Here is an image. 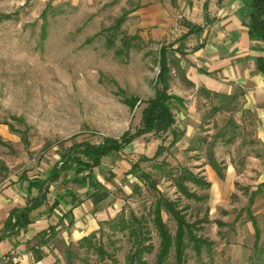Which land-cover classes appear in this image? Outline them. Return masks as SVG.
<instances>
[{
    "label": "rangeland",
    "instance_id": "obj_1",
    "mask_svg": "<svg viewBox=\"0 0 264 264\" xmlns=\"http://www.w3.org/2000/svg\"><path fill=\"white\" fill-rule=\"evenodd\" d=\"M155 3L0 0V15H13L0 20V124L10 133L0 136L1 173L46 178L74 142L99 143L140 125L142 109L159 87L161 45L181 39L182 34L172 32L175 23L185 26L200 17L196 0L192 5L161 0L168 28L154 40L150 31L155 26L144 18ZM125 11V21L110 29ZM169 58L170 91L184 98V105L175 106L173 129L135 139L94 169L111 194L93 206L89 226H76L68 215L54 232L41 233L0 257V264H155L160 238L152 211L158 193L127 171L141 156L152 157L162 143L164 153L140 166L156 180L159 193L177 201L187 221L197 225L195 233L213 241L200 252L189 244L184 264H264V242L255 246L247 211L251 192L264 185L259 182L264 176V84L260 91L254 84L235 83L227 91L205 93L182 78L181 57L170 52ZM130 96L139 99L133 110L124 102ZM174 131L179 139L170 145ZM211 158L222 166L223 179ZM184 169L211 182H185L203 199L179 191L175 177ZM72 176L63 172L51 184L53 192L65 195L60 204H69L73 196L80 204L89 199ZM263 207L257 196L252 214ZM120 212L143 218L146 239L140 243L128 230L104 223ZM163 218L175 233V220L165 211ZM78 229L87 241H79ZM173 255L165 264H175Z\"/></svg>",
    "mask_w": 264,
    "mask_h": 264
},
{
    "label": "trees",
    "instance_id": "obj_2",
    "mask_svg": "<svg viewBox=\"0 0 264 264\" xmlns=\"http://www.w3.org/2000/svg\"><path fill=\"white\" fill-rule=\"evenodd\" d=\"M249 7L248 21L245 22L248 27V32L251 40H260L264 43V0H247ZM205 10L208 8V0L204 4ZM129 12L125 11L116 21V24L109 27L110 29L118 27L125 21ZM13 17L12 14L0 15V20ZM264 51V46L262 48ZM169 53L165 46H162L159 51V66L160 70L157 77V88L155 95L146 101V105L142 109L140 125L136 128L126 130L120 137H104L99 143L90 141L74 142L70 145L68 151L61 155L60 164H56L49 172L46 178H32L29 180L30 187H36L39 190V195L36 198L29 200L27 205L22 210H13L7 226L12 230L14 228H22L28 226L29 213L48 201V193L53 182L59 180L63 172L71 171L73 173L72 181L76 182L80 188L85 189V193L92 199L95 206L106 200L111 191L102 181H100L94 169L99 167L103 159L113 153L122 152L127 145L131 144L135 139L149 133H165L173 129L176 123L175 113L173 111L176 102L183 104V99L169 92V80L171 67L169 65ZM256 68L264 74V54L256 57ZM203 92L208 93L207 89ZM139 99L138 97L130 96L124 99V102L133 110ZM218 110V108H216ZM174 139L170 145H175L178 142L179 135L174 131ZM3 143V141H1ZM165 151V145L162 143L158 146L155 154L152 157L143 155L138 161L132 163L131 168L127 171L128 175H133L135 178L144 181L147 186L157 191L158 196L153 207V223L158 232L160 243L156 253L155 264H165L173 251L175 264H184L186 261V249L189 244L200 252L201 247L206 245L211 248L213 241L202 238L195 233V223H189L183 209L178 208V203L159 193L156 180L152 175L142 169L141 161H153L160 157ZM210 164L220 178H224L225 174L222 166L211 158ZM176 185L179 191L187 198L201 200L202 196L191 191L185 182L189 181L198 185L210 186L211 182L207 181L203 176H199L189 170H183L176 175ZM261 191V186L251 192L247 211L255 227L256 241L255 246H258L260 240V232L257 225L256 217L252 214V206L255 202L257 194ZM60 194V193H59ZM58 194L57 198L51 205V208L57 207L60 204V199H64L65 195ZM76 197H72V202H76ZM167 212L176 222L175 233H171L166 221L163 218V212ZM69 213L65 216L67 217ZM70 221H73L71 218ZM110 226L119 230H128L129 233L141 243L146 239L144 230L145 224L143 218H138L134 213L126 218L123 212L117 214L114 218L104 221ZM57 225H51L49 230H43L41 233L55 230ZM197 228H200L198 226ZM87 236H84L79 241H87ZM36 251V250H34ZM41 257L39 256V260Z\"/></svg>",
    "mask_w": 264,
    "mask_h": 264
},
{
    "label": "crops",
    "instance_id": "obj_3",
    "mask_svg": "<svg viewBox=\"0 0 264 264\" xmlns=\"http://www.w3.org/2000/svg\"><path fill=\"white\" fill-rule=\"evenodd\" d=\"M154 1L157 3L153 4L151 9H147L149 13L144 21L155 26L150 31L151 38L160 40L167 32L168 23L165 21V11L161 7V0ZM186 1L192 5V0ZM196 1L200 17L186 21L179 41L161 45L167 48L168 53L173 52L182 58V69L184 70H180L182 78L185 82L196 85L197 88L207 90L227 91L235 83H249L256 85L258 87L256 91H260L261 85L264 84V74L256 68V57L264 54L262 50L264 43L250 39L245 23L248 21L249 13L247 0H208L206 10L204 4L207 0ZM169 61L171 62L170 58ZM169 92L183 99V104L178 102L174 104L173 111L175 106L184 105L183 95L170 91V80ZM250 95L253 96L252 91ZM9 135L7 125L0 124V136L8 137ZM37 177L0 172V257L14 249L24 248L26 242L41 234L43 230H49L51 225L66 221L67 213L72 216L73 221H76V226L81 223L87 226L90 221H93L92 208L95 205L91 198L82 204L76 200L74 203L70 201L69 204H59L52 209L51 205L58 194L53 192L50 186L48 201L29 213L28 226L11 230L7 226V221L12 211L22 210L30 199L39 195L38 188L30 187L29 180H27ZM259 182L264 183V176ZM261 188L264 189V185ZM261 191L257 196L264 201V192ZM58 207L63 209L62 213L56 210ZM255 217L260 232L258 243L260 246L261 242H264V207L255 213ZM251 223L253 225L252 221ZM77 231L78 238L86 234L84 230L78 229ZM255 231L254 227V233Z\"/></svg>",
    "mask_w": 264,
    "mask_h": 264
},
{
    "label": "built area",
    "instance_id": "obj_4",
    "mask_svg": "<svg viewBox=\"0 0 264 264\" xmlns=\"http://www.w3.org/2000/svg\"><path fill=\"white\" fill-rule=\"evenodd\" d=\"M43 2H51L52 0H42ZM173 34L179 35L184 32V26L181 24V21L175 23L174 28H173Z\"/></svg>",
    "mask_w": 264,
    "mask_h": 264
}]
</instances>
